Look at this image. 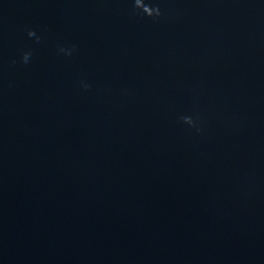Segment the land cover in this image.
<instances>
[{
    "label": "water",
    "instance_id": "95a60500",
    "mask_svg": "<svg viewBox=\"0 0 264 264\" xmlns=\"http://www.w3.org/2000/svg\"><path fill=\"white\" fill-rule=\"evenodd\" d=\"M0 264H264V0H0Z\"/></svg>",
    "mask_w": 264,
    "mask_h": 264
}]
</instances>
